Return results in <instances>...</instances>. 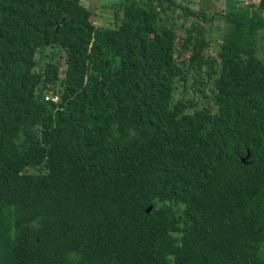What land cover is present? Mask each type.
I'll return each mask as SVG.
<instances>
[{"label":"trees","instance_id":"obj_1","mask_svg":"<svg viewBox=\"0 0 264 264\" xmlns=\"http://www.w3.org/2000/svg\"><path fill=\"white\" fill-rule=\"evenodd\" d=\"M209 2L0 0V264H264V0Z\"/></svg>","mask_w":264,"mask_h":264},{"label":"rangeland","instance_id":"obj_2","mask_svg":"<svg viewBox=\"0 0 264 264\" xmlns=\"http://www.w3.org/2000/svg\"><path fill=\"white\" fill-rule=\"evenodd\" d=\"M95 14L94 22L98 26H112L114 24L113 16L115 12V3L117 0H82ZM208 4L211 5L213 12H222L228 10L227 2L230 0H210ZM238 7H243L244 2H252L259 4L260 0H237ZM246 4V2H245ZM214 23L208 24L201 23L202 26L206 28H213V33L210 36H206L209 41V47L206 49L205 54L213 59L217 58L219 52L222 31L224 29L223 21L218 17H214ZM208 24V25H206ZM218 25L220 27L218 28ZM180 33V32H179ZM261 45L264 47V39L261 40ZM54 49H47L44 54H37V71L42 70L43 66L47 63L46 56H51L54 53ZM64 53L62 49H59L58 54L54 53V59L62 62L61 66L64 65ZM189 54H186L182 60H186ZM197 81H196V79ZM212 87L211 81L208 80L207 71L204 67L203 70L199 73H192L188 76L187 81L184 84H178L177 92L174 95L175 99L182 98L186 100H193L196 106L206 104L201 97V92L204 94H209L210 88ZM194 88V89H193ZM264 252V245H263Z\"/></svg>","mask_w":264,"mask_h":264},{"label":"built area","instance_id":"obj_3","mask_svg":"<svg viewBox=\"0 0 264 264\" xmlns=\"http://www.w3.org/2000/svg\"><path fill=\"white\" fill-rule=\"evenodd\" d=\"M46 101H51L53 103H58L59 102V97L58 95L54 94L53 92H47L45 94V98Z\"/></svg>","mask_w":264,"mask_h":264},{"label":"water","instance_id":"obj_4","mask_svg":"<svg viewBox=\"0 0 264 264\" xmlns=\"http://www.w3.org/2000/svg\"><path fill=\"white\" fill-rule=\"evenodd\" d=\"M248 157V155L245 157V158H243L242 159V162H244L245 161V159ZM151 210V207H149L148 209H147V212H149Z\"/></svg>","mask_w":264,"mask_h":264}]
</instances>
